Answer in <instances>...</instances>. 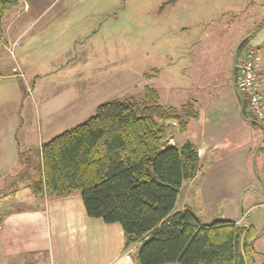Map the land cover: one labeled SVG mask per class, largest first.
<instances>
[{"label": "crops", "instance_id": "0c3cea01", "mask_svg": "<svg viewBox=\"0 0 264 264\" xmlns=\"http://www.w3.org/2000/svg\"><path fill=\"white\" fill-rule=\"evenodd\" d=\"M259 1L264 7V0H222V10L211 12L208 9L220 7L219 0H162L155 6L147 33L152 40H162L171 34L167 30L173 25V16L182 23L188 17L197 18L199 24L213 23L228 14L237 18L240 12L233 9L259 7L253 5ZM105 21V0H20L3 18L0 47L9 49L15 43L14 51L19 50L15 61L3 49L0 55V191H6L0 196V260L4 262L136 264L138 244L126 247L120 225L89 218L80 193L56 198L35 195L30 188V171L35 163L42 162L45 143L60 131L91 118L101 104L148 80V73L122 68L115 43L121 40L120 33L107 35ZM178 31L176 28L173 32ZM248 37V45L259 51L256 73L264 84L263 20L239 41L234 53L197 50L192 59L194 50H186L179 57L184 63L174 66L169 62L170 51L165 50L160 66L151 69L155 75H148L151 80L147 85L154 83L151 87L158 92L160 102L163 91V106L187 107L191 117L188 128L184 133L176 131L172 143H192L202 170L208 171L202 184L198 182L200 175L183 186L179 209L190 207L206 223L224 219L253 225L260 234V224L264 225V128L249 114L235 81L243 53L239 45ZM30 40H48L50 48L59 40H70L74 41V49L49 52L42 44L30 49ZM109 40H114L112 46L107 45ZM109 52L115 58L106 56ZM31 55L55 57L49 60V70L33 71L35 89L38 81L46 78L50 79L43 85L46 90L47 84L58 86V80L65 81L58 91L42 95L36 128L34 116L26 115V107L22 108L23 79L29 74L27 64L31 60L27 59ZM63 56L70 58L66 71L54 64ZM209 58L214 59L213 63H206ZM75 61L82 67L76 82L68 73ZM33 93L37 96L34 89ZM246 218L253 222H245ZM259 252L263 259L264 250Z\"/></svg>", "mask_w": 264, "mask_h": 264}, {"label": "trees", "instance_id": "16d2710c", "mask_svg": "<svg viewBox=\"0 0 264 264\" xmlns=\"http://www.w3.org/2000/svg\"><path fill=\"white\" fill-rule=\"evenodd\" d=\"M19 2L0 0V32ZM143 92L141 100L121 96L101 104L91 118L45 143L42 162L30 171L32 192L80 193L89 218L120 225L126 247L138 244L136 264H264L253 225L206 223L190 207L179 209L182 188L201 174V161L190 142L163 143L176 127L186 132L191 117L187 107L161 105L151 86Z\"/></svg>", "mask_w": 264, "mask_h": 264}, {"label": "rangeland", "instance_id": "374dc122", "mask_svg": "<svg viewBox=\"0 0 264 264\" xmlns=\"http://www.w3.org/2000/svg\"><path fill=\"white\" fill-rule=\"evenodd\" d=\"M106 1V21H105V32L107 35L110 33L115 35L117 33H120L118 36L119 39L115 40L116 43V58L117 54H119L120 60H121V66L122 68L125 67H131L135 70H138L139 72H145L148 75H155L151 69L153 67H159V63L161 59V54L170 51V59L171 65H179L183 64L181 55H183V52L186 50H194V55L192 56V59L195 58V55L198 53L197 50L203 52V51H212L214 53H221L223 51H229L231 50L233 53L238 46L239 41H241L245 36L253 33L258 25L264 20V7L261 3L263 1L256 2L255 6L259 7H253L250 6L249 8L245 9H233L234 12H240L237 18H233L232 14L225 15L224 18H219L218 21L211 22V23H202L199 24L197 21L194 20V18L190 19L189 17L183 21V23L180 21V18L177 16H173L170 20L173 22V25H169L171 34L167 38H163L162 40H152L149 36L151 34L147 33L149 29V25L152 22L151 19H153L152 14H155V6L158 3H161L162 0H105ZM222 0H219V6L217 8H210L211 12H214L215 10H222L221 2ZM138 3V4H137ZM260 4V5H259ZM173 9H170L172 11ZM118 18V19H117ZM205 20H210V18H203ZM177 24V25H174ZM100 25H96V29H98ZM166 24L161 26L163 28V32H165ZM174 27V28H173ZM176 28L179 29L178 32L176 31ZM160 30V32H162ZM166 34V32L163 34V36ZM162 35V34H161ZM170 37V38H169ZM113 41H106L107 45L108 43L110 46H112ZM41 42V43H39ZM74 41L70 40H59L55 47L52 46L51 48L46 43H49L48 40H42V41H35L30 40L28 47L31 49L37 48L41 46L42 48H46L49 52H53L54 50L64 52L67 50L74 49L72 45ZM92 42V41H91ZM95 42V41H93ZM14 46L11 45L12 48L5 49L0 47V55L1 51H3L8 54V56H12V59L16 60V55L18 54V49L14 51ZM42 48L40 50H42ZM245 48V47H244ZM242 48V50H244ZM80 49L79 47L77 48ZM9 50V51H8ZM109 50H112V47H109ZM35 51V50H33ZM196 51V52H195ZM35 53V52H34ZM15 54V55H14ZM113 52H109L106 56H108L110 59L114 57L112 55ZM34 55V54H32ZM31 55V56H32ZM55 57L48 56V57H42L39 55L32 56L29 64H27V69L29 71V74L26 75V79L22 78L24 80V104H22V108L26 107V115H33L34 116V127H37L36 123V115H38L39 111V102L42 100V95H50L56 91H58L61 87L62 83L57 81L58 86H54L53 84H47L49 87L43 88V85L50 81L49 78H46L43 81H38V88H34V79L32 78L33 71L35 70H41V68L50 69L51 64L50 61H53ZM115 58V57H114ZM179 58V60H177ZM240 58H243L240 56ZM52 59V60H51ZM70 58H67L63 56L62 58L59 57L57 61H54L55 65H58L61 69L68 68L67 65ZM187 60V57L184 58ZM233 59V58H232ZM34 60V62H32ZM198 60V57H197ZM213 58L210 60V58L207 60L206 63H213ZM177 61V62H176ZM10 64L13 65V61L10 62ZM118 64V63H117ZM117 66V65H115ZM49 68V69H48ZM15 69H18L16 67ZM68 73L71 74L72 78L75 79V82L79 80V75L82 73V67L80 62L75 61L74 65H70L68 69ZM109 73V72H108ZM81 76V75H80ZM162 76L160 80H164ZM150 81L151 79L148 78ZM148 80H144L140 85L137 86V88L131 89L127 93L123 94V97L128 98H134L137 100H141L143 98L144 92L143 88L149 84ZM56 83V82H55ZM151 86H153L154 83L150 82ZM60 85V86H59ZM33 89L35 93H37V96L34 95ZM45 89V90H43ZM43 91V92H42ZM162 102L165 103V97L164 93L162 91ZM160 102V104L162 103ZM26 103V104H25ZM162 105V104H161ZM85 121V120H84ZM83 121V122H84ZM65 131H60L56 136L62 134ZM169 133V135L175 134L176 131ZM208 171H201V178L198 182L202 184V179L205 178V175ZM6 191H0V196L5 195ZM178 205H182L181 198L179 199ZM264 211V210H263ZM256 216V213L254 214ZM253 216V217H254ZM199 217H201L199 215ZM257 217V216H256ZM220 218V217H218ZM250 218V217H249ZM205 220V219H203ZM216 220V219H215ZM224 220V219H222ZM206 221V220H205ZM228 221V220H227ZM253 222V219H245V222ZM260 236L255 241V249L257 251L264 250V225L260 224ZM258 260L261 261L260 255L258 256ZM0 264H11L4 262L3 259L0 260Z\"/></svg>", "mask_w": 264, "mask_h": 264}, {"label": "built area", "instance_id": "2783aa9c", "mask_svg": "<svg viewBox=\"0 0 264 264\" xmlns=\"http://www.w3.org/2000/svg\"><path fill=\"white\" fill-rule=\"evenodd\" d=\"M242 57L236 67V86L249 114L264 128V84L256 73L260 54L255 47L248 45Z\"/></svg>", "mask_w": 264, "mask_h": 264}, {"label": "water", "instance_id": "95a60500", "mask_svg": "<svg viewBox=\"0 0 264 264\" xmlns=\"http://www.w3.org/2000/svg\"><path fill=\"white\" fill-rule=\"evenodd\" d=\"M176 131L178 132L177 127H176ZM174 137H175L174 134L169 135V136L167 137V139H166V140L164 141V143H163V145H164L165 148H169V147L174 146L173 143H172V140L174 139Z\"/></svg>", "mask_w": 264, "mask_h": 264}]
</instances>
